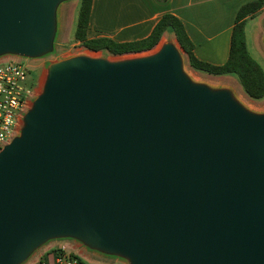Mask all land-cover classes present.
I'll list each match as a JSON object with an SVG mask.
<instances>
[{"label":"water","instance_id":"obj_1","mask_svg":"<svg viewBox=\"0 0 264 264\" xmlns=\"http://www.w3.org/2000/svg\"><path fill=\"white\" fill-rule=\"evenodd\" d=\"M67 1L0 0V58L53 52ZM183 54L48 61L0 150V264L67 238L122 264H264V109Z\"/></svg>","mask_w":264,"mask_h":264},{"label":"crops","instance_id":"obj_2","mask_svg":"<svg viewBox=\"0 0 264 264\" xmlns=\"http://www.w3.org/2000/svg\"><path fill=\"white\" fill-rule=\"evenodd\" d=\"M248 1L252 0H92L87 36L118 42L138 40L149 35L163 14L170 13L182 22L198 59L222 64L228 58L236 12ZM254 18L246 19L244 30ZM263 18L259 20L262 33ZM54 242L36 252L26 264H56L59 248L65 251L66 245L63 240Z\"/></svg>","mask_w":264,"mask_h":264},{"label":"trees","instance_id":"obj_3","mask_svg":"<svg viewBox=\"0 0 264 264\" xmlns=\"http://www.w3.org/2000/svg\"><path fill=\"white\" fill-rule=\"evenodd\" d=\"M91 4L92 0H79L73 29V39L86 49L111 55L141 53L153 49L165 32L171 33L184 51L191 69L214 76L233 75L249 98L260 100L264 97V70L250 54L244 30L246 19L254 17L259 12L264 6V0L248 1L238 8L231 32L228 58L222 64H212L198 59L193 53V43L182 22L170 13L163 14L149 35L138 40L118 42L107 37L90 38L87 36V29ZM70 254L76 259V264H89L79 255Z\"/></svg>","mask_w":264,"mask_h":264},{"label":"rangeland","instance_id":"obj_4","mask_svg":"<svg viewBox=\"0 0 264 264\" xmlns=\"http://www.w3.org/2000/svg\"><path fill=\"white\" fill-rule=\"evenodd\" d=\"M78 2H79V0H68L67 2L62 4L60 7V10H59L60 25H59V31L57 33V37H56V41H55V48H54L53 52H51V53H49V54H47L41 58H38L36 60H27L30 66L42 65V74L40 76L38 85L36 84L37 87H36L35 93H37L40 89V85H41V82H42V79H43V76L45 73V67H46L48 61H50V60H54V59L59 58V57H64L67 55H72V54L81 53V52H90V53H98V54L100 53V54L111 56V54H108V53L102 52V51H97V52L90 51V50L86 49L85 47H83L78 41H75L73 39V29H74V23H75V19H76ZM255 16H256V18L249 20V23L246 26V30H245L246 44H247L248 50H249L250 54L252 55V57L261 65V67L264 70V47L261 43L260 37L262 36L261 35L262 31H261V28L259 27V20H260V18H262L264 16V7H263V9L261 8ZM262 25L264 27V18H263ZM166 39H172V40L176 41L174 35L171 33H167V32H165L162 35L160 41L166 40ZM160 41H159V43H160ZM158 44L153 49L146 51V52H150V51L154 50L158 46ZM143 53H145V52H143ZM136 54H139V53H136ZM124 55H128V54H124ZM183 55H184V58L186 60L185 66L188 69H190L191 71H193L187 63V58H186L185 53ZM193 72L195 74H197L199 77H201L202 79H206L213 84L230 86L236 92V94L237 93L241 94L251 105H253V107L255 109H257V110H263L264 109V97L260 100H253V99L249 98L243 92L242 88L240 87L236 78L233 75L214 76V75L201 73V72H197V71H193ZM33 80L37 83L38 77H34ZM62 240L66 245V247H65L66 249L64 251V250L59 248L60 252L74 253L76 255H79L82 259H84L85 261H87L90 264H95L94 262H96V261L101 263V264H104V263L119 264L117 262H114V259L111 257H106L104 255H100V254H98L92 250L85 248L76 240L69 239V238L61 239V241ZM55 242L49 241L39 250L46 248L50 244H55ZM112 260H113V262H112Z\"/></svg>","mask_w":264,"mask_h":264},{"label":"built area","instance_id":"obj_5","mask_svg":"<svg viewBox=\"0 0 264 264\" xmlns=\"http://www.w3.org/2000/svg\"><path fill=\"white\" fill-rule=\"evenodd\" d=\"M30 71L26 59L17 56L0 58V150L16 134L22 114L35 94L39 80L36 83ZM56 264H76V259L70 253L59 252Z\"/></svg>","mask_w":264,"mask_h":264},{"label":"bare ground","instance_id":"obj_6","mask_svg":"<svg viewBox=\"0 0 264 264\" xmlns=\"http://www.w3.org/2000/svg\"><path fill=\"white\" fill-rule=\"evenodd\" d=\"M187 73L195 80H204V81H207L209 83H211L210 81L206 80V79H202L201 77H199L197 74H195L193 71H191L190 69H188L187 67H185ZM214 81V80H213ZM237 97L245 104L247 105L248 107L250 108H253V105H251L241 94H238L237 93Z\"/></svg>","mask_w":264,"mask_h":264},{"label":"flooded vegetation","instance_id":"obj_7","mask_svg":"<svg viewBox=\"0 0 264 264\" xmlns=\"http://www.w3.org/2000/svg\"><path fill=\"white\" fill-rule=\"evenodd\" d=\"M31 67V71H30V75L32 78L34 77H38V80L40 79V76L42 74V65H38V66H30Z\"/></svg>","mask_w":264,"mask_h":264}]
</instances>
